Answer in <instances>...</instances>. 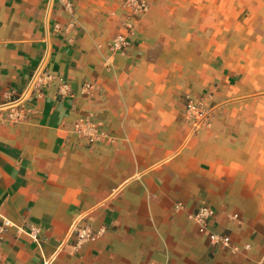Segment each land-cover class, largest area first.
I'll use <instances>...</instances> for the list:
<instances>
[{"label":"crops","instance_id":"crops-1","mask_svg":"<svg viewBox=\"0 0 264 264\" xmlns=\"http://www.w3.org/2000/svg\"><path fill=\"white\" fill-rule=\"evenodd\" d=\"M147 1L108 61L123 0H77L74 21L56 0H0V264H264V0ZM8 89L25 91L20 120ZM193 89L213 91L198 131L181 116ZM86 113L104 123L93 145L72 132ZM201 200L237 250H209ZM78 222L107 230L74 250Z\"/></svg>","mask_w":264,"mask_h":264},{"label":"built area","instance_id":"built-area-1","mask_svg":"<svg viewBox=\"0 0 264 264\" xmlns=\"http://www.w3.org/2000/svg\"><path fill=\"white\" fill-rule=\"evenodd\" d=\"M56 3L60 9L71 16L73 21L75 20L77 0H56ZM124 6L126 8V13L122 24L123 31H120L108 41V61H110L112 56L116 53H125L130 49L132 46L131 34L148 9L146 0H124ZM55 27L56 29L61 28L58 23ZM52 77L53 73L49 69L40 70L38 73L36 72L30 81L29 88H31L32 93L35 89L42 92L47 85V82L51 80ZM60 84L63 88H68V82L65 80L60 79ZM84 87L90 90L93 85L92 83H86ZM61 90L62 88L60 87V92ZM24 94L25 91L20 94L13 89H8L6 91V96L10 99L4 104V106L9 108V112L7 113L8 118L14 121L20 120L22 113L25 114L26 110L29 109V107L21 101V99L24 98ZM17 101H20V103H16ZM181 116L183 120L191 125L193 131H198L204 129L211 123L213 108L206 104L203 98L185 95L184 108ZM103 124V120L100 117H97L92 113H86L73 123L72 132L78 137L83 138L88 145H93L106 136ZM189 216L195 222L199 235L205 237L207 240L211 252L217 248L234 251L238 249V246L232 243L230 234L227 231L218 229L216 226V213L214 208L208 202L205 200L199 201ZM230 218L237 223H241V219L237 213H232ZM3 223L4 225H9L10 221L4 218ZM106 230V227L95 228L89 222H78L71 227L69 239L72 240V247L74 250H77L84 242L96 240L104 234ZM1 233L2 231H0V243L3 240ZM29 236L34 241H39L35 229H32L29 232ZM243 248L244 250L248 249L249 245L245 244ZM147 264L158 263L150 261Z\"/></svg>","mask_w":264,"mask_h":264},{"label":"rangeland","instance_id":"rangeland-1","mask_svg":"<svg viewBox=\"0 0 264 264\" xmlns=\"http://www.w3.org/2000/svg\"><path fill=\"white\" fill-rule=\"evenodd\" d=\"M147 1V0H146ZM147 4H148V8H149V3H148V1H147ZM123 6H124V0H123ZM124 17H123V20H122V24H123V21H124V19H125V13H126V8H125V6H124ZM148 10V9H147ZM210 15V14H209ZM211 16V15H210ZM196 17H197V15L195 16L194 15V17H193V15H192V18L193 19H191L192 20V23H194V21L196 22ZM123 27V26H122ZM194 29V28H193ZM113 38V37H112ZM202 38H204L203 36H200V35H195L194 34V30H193V35H192V44H193V46H197V50H200L199 48H198V46H199V44L201 43L200 42V40L202 39ZM206 38V37H205ZM228 47H229V49H230V45H228ZM212 49H210V47H209V54H212ZM225 55H227V56H229L230 57V51H228L227 53L225 52ZM225 61H228V59L227 58H225ZM196 70V69H195ZM197 71V70H196ZM193 72H194V69H193ZM202 73H203V70L201 71ZM210 72H212V69H208V72H207V76L208 77H210L211 76V73ZM204 74V73H203ZM213 93V91L211 90V89H204V90H196V91H194V89L193 90H190V91H188V92H186V93H184L182 96H181V102H184V100H185V95H190V96H193V97H197V98H203V100H204V97L206 96V95H209V94H212ZM204 102L206 103L207 101L206 100H204ZM213 105V104H212ZM181 108H182V106H181Z\"/></svg>","mask_w":264,"mask_h":264}]
</instances>
